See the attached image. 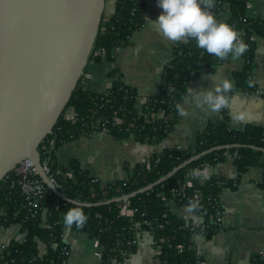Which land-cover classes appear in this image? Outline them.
<instances>
[{"label":"trees","instance_id":"obj_1","mask_svg":"<svg viewBox=\"0 0 264 264\" xmlns=\"http://www.w3.org/2000/svg\"><path fill=\"white\" fill-rule=\"evenodd\" d=\"M217 2L226 3V22L234 25L248 44L242 55L241 70L233 73L235 87L253 93L256 91L252 78L256 39L264 37V19L246 16L248 0H216V8L220 10ZM144 21V0H115L113 14L106 21L103 17L101 19L88 61L99 62L102 54L111 61V51L125 46ZM223 59L198 47L195 38H186L176 44L171 58L163 67L158 91L145 98L140 110L134 102L137 92L123 82L118 70L109 72V86L103 93L89 92L80 79L64 111L38 147L40 149L47 141L52 144L50 170L59 184V192L69 201L60 199L57 208L55 198L50 194L41 204L45 207L44 213L39 211L33 218L24 205L19 189L13 184L14 174L9 172L0 181V225L17 224L25 237L21 242L12 240L3 248L0 245V264H66L67 257L62 255V248L67 245L62 238V229L64 214L73 207H81L87 214V220L80 227L75 223L71 226L97 240L101 264L122 263L135 251L136 224L153 236L155 256L152 264H199L201 259L193 247L192 233L197 230L210 238L221 229V223L216 222L217 212L222 211L221 192L234 189L248 168L259 167L263 174L259 186L264 193V127L247 124L243 129H232L227 115L223 113L221 118L208 122L196 136L192 147L164 149L145 162L136 164L127 178L106 183L81 168L76 159H72L68 167L59 166L55 153L62 144L95 131H104L118 141L126 138L144 143L161 141L174 128L186 85L202 74L213 72ZM231 94L232 90L228 95ZM69 108L73 110L71 120L65 117ZM157 110L163 111V117L147 122L146 111ZM232 144L237 146L207 153L166 181L131 197L125 202L127 206L123 202L94 205L156 181L195 154L215 146ZM228 153L235 155L236 177L214 175L202 182L190 179L192 168L222 162ZM40 156L43 157L41 151ZM67 173H70L69 177ZM172 197L175 202L195 211L201 217L200 224L193 226L173 213L166 205ZM71 201L92 205L80 206ZM124 206L135 210L134 213H122ZM249 263L264 264V253L251 255Z\"/></svg>","mask_w":264,"mask_h":264},{"label":"crops","instance_id":"obj_2","mask_svg":"<svg viewBox=\"0 0 264 264\" xmlns=\"http://www.w3.org/2000/svg\"><path fill=\"white\" fill-rule=\"evenodd\" d=\"M145 21L142 27L129 37L123 47H115L112 60L102 56L101 61L89 60L81 76V84L89 92L103 93L109 86L108 74L112 70L121 73L125 84L135 89V107L140 110L147 96L158 91L164 65L171 57L173 47L180 41L169 40L150 20H155L163 9L157 0H144ZM115 0L109 8L103 7L102 17L106 21L114 12ZM203 6V5H202ZM219 20L226 22V9L218 10L216 0L208 9ZM245 14L248 17L264 19V0H248ZM256 51L252 69L256 91L253 93L232 89L230 104L218 111L209 109L202 101L200 90L214 89L216 83L228 79L234 82L233 73L241 70L242 56L233 58L230 54L219 63L213 72L202 74L191 80L185 87L173 130L156 143L138 142L132 138L116 140L104 131H95L81 136L76 141L59 146L56 160L59 166L68 167L72 159L79 162L95 178L106 183L127 178L133 167L145 162L153 154L167 148L185 149L192 147L196 136L208 122L227 115L229 127L243 129L247 124L264 127V37L256 39ZM72 115L65 113L68 119ZM234 154H226L225 160L216 164H203L192 168L189 177L200 182L217 175L224 178L236 177ZM263 179L262 169L248 168L232 190H223L220 195L223 216L221 229L206 238L197 230L192 233L193 247L201 259L199 264H250L253 254L264 253V193L259 183ZM189 180H186V184ZM174 197L166 201L168 208L185 222L197 226L201 217L186 205L175 202ZM25 233L19 225H0V245L10 241L21 242ZM62 238L69 255L66 264H101L97 240L85 232L65 225ZM43 250V246L40 245ZM153 238L148 231L139 234L135 251L122 263L112 264H152L155 256Z\"/></svg>","mask_w":264,"mask_h":264},{"label":"water","instance_id":"obj_3","mask_svg":"<svg viewBox=\"0 0 264 264\" xmlns=\"http://www.w3.org/2000/svg\"><path fill=\"white\" fill-rule=\"evenodd\" d=\"M105 0H0V181L30 157L38 177L69 201L43 173L38 147L81 79ZM220 145L195 154L156 181L94 205L125 202L166 181ZM80 206L92 204L71 201Z\"/></svg>","mask_w":264,"mask_h":264},{"label":"clouds","instance_id":"obj_4","mask_svg":"<svg viewBox=\"0 0 264 264\" xmlns=\"http://www.w3.org/2000/svg\"><path fill=\"white\" fill-rule=\"evenodd\" d=\"M163 9L155 20H150L169 40L195 38L196 45L223 59L231 53L233 58L242 56L248 44L234 25L219 21L208 9L213 0H157ZM203 5V6H202ZM234 82L224 79L214 89L200 90L202 101L210 110L218 111L230 104L228 93ZM87 214L81 207H73L64 214V223L71 227L82 226Z\"/></svg>","mask_w":264,"mask_h":264},{"label":"built area","instance_id":"obj_5","mask_svg":"<svg viewBox=\"0 0 264 264\" xmlns=\"http://www.w3.org/2000/svg\"><path fill=\"white\" fill-rule=\"evenodd\" d=\"M217 4L220 5V9H226V3L217 2ZM161 117H163V111H161V110H157L155 112L146 111V114H145V119L147 122L152 121L155 118H161ZM68 119H70V120L73 119V113ZM117 122H119L118 119H117ZM51 146H52V144L47 141L46 143H44L40 146V149H38V153L40 156V151H41V154L43 155L42 158L40 156V162H41L43 173H45L47 175L49 181L53 184V186L57 190H59V184L56 182L55 176L53 175V173L50 170ZM12 173L14 174L13 184H15L17 186V188L19 189L20 194L25 201L24 205L29 209V213H30L31 217H33V218L37 217L39 211H41V213H44L45 207L43 208L41 204L46 199V197L49 196L50 194H52V196L55 198L56 207L58 208V203L60 201V197L55 195L51 191L46 190L44 183L41 181V179L37 175L36 169L34 167V163L30 157H25L22 160H20L18 162V164L12 170ZM66 175L69 177L70 173L69 174L67 173ZM125 202H123V203L126 204V206H127V203H125ZM126 206H124L122 208V213H124L126 215H132L135 210L129 209ZM222 216H223V211H220V212L218 211L216 222H218L219 224L221 223ZM140 227L141 226L139 224H136L134 227L135 228L136 241H137V237L139 236V234L146 231ZM152 238H153V236H152ZM3 247H4V245H1V248H3ZM62 253H63L62 255L67 257L69 255L68 248L63 247Z\"/></svg>","mask_w":264,"mask_h":264},{"label":"rangeland","instance_id":"obj_6","mask_svg":"<svg viewBox=\"0 0 264 264\" xmlns=\"http://www.w3.org/2000/svg\"><path fill=\"white\" fill-rule=\"evenodd\" d=\"M110 3H111V0H105V2H104V8H106V9L109 8ZM70 112L73 113L72 108H70Z\"/></svg>","mask_w":264,"mask_h":264}]
</instances>
